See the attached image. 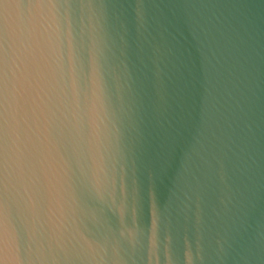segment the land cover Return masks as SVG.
<instances>
[{
    "label": "water",
    "instance_id": "obj_1",
    "mask_svg": "<svg viewBox=\"0 0 264 264\" xmlns=\"http://www.w3.org/2000/svg\"><path fill=\"white\" fill-rule=\"evenodd\" d=\"M0 264H264V0H0Z\"/></svg>",
    "mask_w": 264,
    "mask_h": 264
}]
</instances>
